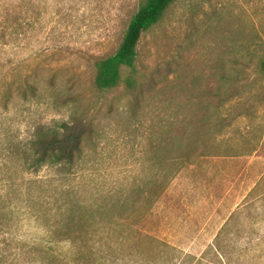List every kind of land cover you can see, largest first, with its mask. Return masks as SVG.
Masks as SVG:
<instances>
[{"label":"rangeland","instance_id":"obj_1","mask_svg":"<svg viewBox=\"0 0 264 264\" xmlns=\"http://www.w3.org/2000/svg\"><path fill=\"white\" fill-rule=\"evenodd\" d=\"M138 3L0 0V264H264V0H176L135 102L93 79ZM73 117L97 132L81 158L35 164Z\"/></svg>","mask_w":264,"mask_h":264},{"label":"trees","instance_id":"obj_2","mask_svg":"<svg viewBox=\"0 0 264 264\" xmlns=\"http://www.w3.org/2000/svg\"><path fill=\"white\" fill-rule=\"evenodd\" d=\"M176 0H139L137 10L131 15L122 38L113 54L97 60L93 87L98 92H109L122 86L135 102L142 87L141 76L135 67L136 46L141 33L157 24L165 16ZM258 71L264 74V48L258 60ZM32 90L31 86L27 87ZM194 126H201L199 120H188ZM186 130V124L179 120L173 126L174 137L181 138ZM97 132L89 120H77L73 117L69 123H62L60 130L40 131L31 142V151L35 164L46 163L73 165L84 151L85 145L91 141ZM165 148H172L173 139H167ZM173 149V148H172ZM180 153L178 157H184ZM68 239V237H67ZM151 240V239H150ZM156 242L152 238L151 243ZM216 251L220 247H215ZM225 255V254H224ZM158 254L157 262H160ZM220 256L221 253H220ZM166 262H171L168 259Z\"/></svg>","mask_w":264,"mask_h":264}]
</instances>
